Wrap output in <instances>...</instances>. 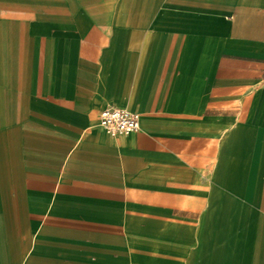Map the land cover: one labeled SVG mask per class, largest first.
Returning a JSON list of instances; mask_svg holds the SVG:
<instances>
[{
  "label": "crops",
  "instance_id": "crops-1",
  "mask_svg": "<svg viewBox=\"0 0 264 264\" xmlns=\"http://www.w3.org/2000/svg\"><path fill=\"white\" fill-rule=\"evenodd\" d=\"M20 5L0 264H264V0ZM109 105L139 129L109 134Z\"/></svg>",
  "mask_w": 264,
  "mask_h": 264
},
{
  "label": "rangeland",
  "instance_id": "rangeland-1",
  "mask_svg": "<svg viewBox=\"0 0 264 264\" xmlns=\"http://www.w3.org/2000/svg\"><path fill=\"white\" fill-rule=\"evenodd\" d=\"M22 8L20 0H0V34L6 35L0 38V46L24 43L25 18L29 16Z\"/></svg>",
  "mask_w": 264,
  "mask_h": 264
},
{
  "label": "built area",
  "instance_id": "built-area-1",
  "mask_svg": "<svg viewBox=\"0 0 264 264\" xmlns=\"http://www.w3.org/2000/svg\"><path fill=\"white\" fill-rule=\"evenodd\" d=\"M139 119L140 113L117 105H109L99 114L101 126L111 135L136 132L140 127Z\"/></svg>",
  "mask_w": 264,
  "mask_h": 264
}]
</instances>
